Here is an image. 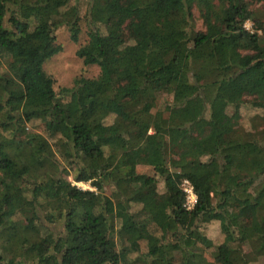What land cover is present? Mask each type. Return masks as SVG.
Segmentation results:
<instances>
[{
	"label": "trees",
	"instance_id": "trees-1",
	"mask_svg": "<svg viewBox=\"0 0 264 264\" xmlns=\"http://www.w3.org/2000/svg\"><path fill=\"white\" fill-rule=\"evenodd\" d=\"M81 19L97 74L55 91L42 64ZM52 262L264 264V0H0V264Z\"/></svg>",
	"mask_w": 264,
	"mask_h": 264
},
{
	"label": "rangeland",
	"instance_id": "rangeland-1",
	"mask_svg": "<svg viewBox=\"0 0 264 264\" xmlns=\"http://www.w3.org/2000/svg\"><path fill=\"white\" fill-rule=\"evenodd\" d=\"M79 7V14L82 15L84 13V7L83 4L80 2ZM193 18H194V27L195 30L200 29V21L196 18V11L193 10L192 12ZM244 27L246 29H249L250 24L245 23ZM125 35V31L122 33ZM121 34V35H122ZM122 39H126L125 36H120ZM54 39L55 44L58 47L57 52H55L51 57H48L44 60L42 64L43 71L51 76V78L54 80V90L57 91L60 87L69 88L72 84V80L78 76H82L85 78H92L96 76L97 74V68L94 66H88L85 67L81 64V61L77 59L74 55V52L77 48V46L81 43H83L86 40V27L85 22L81 19L78 22V34H77V40L76 42L71 41L69 32L66 28H58L54 32ZM168 101L167 97H164L162 95H159L157 98L156 106H161L164 102ZM229 112V111H228ZM229 112L228 117L225 121V128L234 127L236 125L241 126L244 129H248V118L257 114V111L250 107L249 101L244 100L243 104L237 109V112ZM203 125L196 126L194 128L195 132L203 133L201 130V127ZM204 128V127H202ZM27 130H32L33 132H38L42 135L43 131L40 128V126L34 122L31 125H28ZM205 131V130H204ZM183 160L182 156H168V162L170 164H178ZM139 172L142 173H149L150 171L144 167L139 168ZM66 179L73 183L70 179V176H67ZM75 186L81 188V189H89L87 184L82 183H73ZM158 190L161 192L160 184L158 185ZM19 202L14 199L12 204L10 205L14 210H16L19 207ZM230 209L232 212L236 214H243L244 207L242 204L234 203L230 206ZM202 232L205 235L206 238H208L214 245L219 243L221 236L219 234L218 228L216 223H208L202 226ZM140 251H144V245L140 244ZM207 259H210L207 252L204 255ZM53 264V262H52Z\"/></svg>",
	"mask_w": 264,
	"mask_h": 264
},
{
	"label": "built area",
	"instance_id": "built-area-1",
	"mask_svg": "<svg viewBox=\"0 0 264 264\" xmlns=\"http://www.w3.org/2000/svg\"><path fill=\"white\" fill-rule=\"evenodd\" d=\"M181 190L185 194V201H184V207L185 209L192 208L194 202H195V196L192 193L191 187L186 181H183L181 183Z\"/></svg>",
	"mask_w": 264,
	"mask_h": 264
}]
</instances>
